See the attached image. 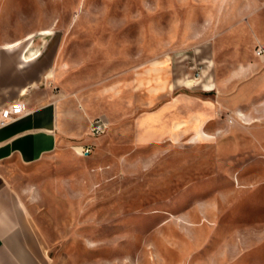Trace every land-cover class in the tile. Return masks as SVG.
I'll use <instances>...</instances> for the list:
<instances>
[{
	"label": "rangeland",
	"instance_id": "rangeland-1",
	"mask_svg": "<svg viewBox=\"0 0 264 264\" xmlns=\"http://www.w3.org/2000/svg\"><path fill=\"white\" fill-rule=\"evenodd\" d=\"M207 18L264 33V0H0V46L46 47L55 91L79 109L118 88L112 109L90 111L109 122L84 133L90 154L76 149L84 138L66 142L10 181L47 264H264V62L231 85L247 99L217 111L206 140L133 144L128 78L166 54L174 66L173 46ZM176 66L199 72L190 58Z\"/></svg>",
	"mask_w": 264,
	"mask_h": 264
},
{
	"label": "crops",
	"instance_id": "crops-1",
	"mask_svg": "<svg viewBox=\"0 0 264 264\" xmlns=\"http://www.w3.org/2000/svg\"><path fill=\"white\" fill-rule=\"evenodd\" d=\"M205 20L192 31L191 43L173 46L174 66L166 54L128 78L124 92L126 111H133L135 147L185 138L189 142L206 140L205 129L215 120L217 111H231L247 99L240 89L231 93V85L260 66L254 52L256 46H264L263 30L256 23L252 29L216 18ZM42 33L51 34L48 30L38 34ZM31 38L29 35L25 40ZM20 44L16 41L0 46V110L16 102L24 107L20 117L0 128V264H47L10 181L21 168L54 158L61 144L84 138L93 116L109 126L106 115L90 111H104L106 100H110L112 109V94L118 88L111 86L104 93L100 90L98 102L93 105L85 100L79 109L76 97L55 91L54 57H49L46 47L22 49ZM31 48L28 58L25 52ZM164 51H172V46ZM186 58L199 67L193 79L186 78L176 66ZM91 142L84 138L82 143L88 146Z\"/></svg>",
	"mask_w": 264,
	"mask_h": 264
},
{
	"label": "built area",
	"instance_id": "built-area-1",
	"mask_svg": "<svg viewBox=\"0 0 264 264\" xmlns=\"http://www.w3.org/2000/svg\"><path fill=\"white\" fill-rule=\"evenodd\" d=\"M255 56L264 62V46L258 45L255 48ZM24 112V107L22 104L16 102L7 108L0 110V128L5 127L20 117ZM108 128L107 123L102 118H96L91 121L89 125V134L92 137H99L103 135ZM91 153V148L89 146L79 147L78 154L80 156H86Z\"/></svg>",
	"mask_w": 264,
	"mask_h": 264
},
{
	"label": "bare ground",
	"instance_id": "bare-ground-1",
	"mask_svg": "<svg viewBox=\"0 0 264 264\" xmlns=\"http://www.w3.org/2000/svg\"><path fill=\"white\" fill-rule=\"evenodd\" d=\"M43 34V33H42ZM19 42V41H18ZM8 47V46H7ZM33 48L31 49H28L29 51H26L25 52V56L26 57H30L31 56V51H32ZM26 50V49H25ZM24 52V51H23ZM37 54V53H36ZM27 58V59H28ZM24 60V59H23ZM236 119H239L240 121H242L245 125H249L252 121L248 118V117H245L244 114H242L241 112H236V115H235ZM205 136V135H204ZM78 151L79 149L76 148Z\"/></svg>",
	"mask_w": 264,
	"mask_h": 264
}]
</instances>
